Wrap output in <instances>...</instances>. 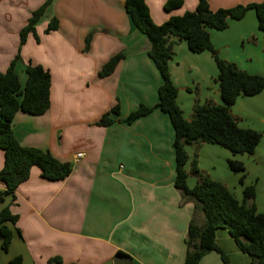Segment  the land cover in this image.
<instances>
[{
    "label": "crops",
    "instance_id": "crops-1",
    "mask_svg": "<svg viewBox=\"0 0 264 264\" xmlns=\"http://www.w3.org/2000/svg\"><path fill=\"white\" fill-rule=\"evenodd\" d=\"M21 0H0V73L16 57L20 32L32 13L46 0H36L28 12ZM126 0H54L21 50L16 72L26 84L28 63L51 72V107L41 116L18 112L13 129L23 147L49 151L70 163L71 174L61 181L42 177L33 167L29 180L16 191L11 207L19 216L11 225L14 237L0 264L21 257L22 264H49L55 257L64 264H114L118 253L130 264H185L186 237L190 222L199 226L204 214L192 201L183 203L176 188L175 130L169 115L154 109L132 124L124 121L141 105L159 103L163 79L149 57V39L135 28L125 11ZM168 0H148L153 21L161 25L172 16L196 10L198 0H183L170 12ZM263 0H209L213 11L260 4ZM59 28L45 34L52 19ZM94 32L86 50V38ZM220 57L251 75L264 77V32L254 10L241 20H229L224 31L209 30ZM176 41L169 63L172 80L179 89L177 103L187 120L194 117L197 102L222 104L217 78L219 69L211 52L193 53L186 42ZM125 58L106 78L99 72L115 55ZM120 115L114 123L99 126L101 117L116 105ZM243 129L262 133L253 155L234 156L213 144L188 145L187 184L196 186L194 160L205 176L226 184L235 193L245 175L246 186L255 185L256 205L264 214V90L241 96L231 107ZM83 154L78 159L77 155ZM230 160L242 162L244 174L234 173ZM5 152L0 150V171ZM4 186L0 183V191ZM8 199L6 204H9ZM19 231V233L17 232ZM217 244L230 264H250L227 230L217 232ZM129 258H128V257ZM200 264H223L217 252L206 254Z\"/></svg>",
    "mask_w": 264,
    "mask_h": 264
},
{
    "label": "trees",
    "instance_id": "trees-1",
    "mask_svg": "<svg viewBox=\"0 0 264 264\" xmlns=\"http://www.w3.org/2000/svg\"><path fill=\"white\" fill-rule=\"evenodd\" d=\"M53 2L54 0H46L32 13L27 25L20 32L18 54L8 69L0 73V150L5 152V163L0 171V183L4 186L0 191V258L3 253L9 252L14 237L11 225H16L19 220V216L11 211L16 201V191L21 184L29 180L32 168H40L42 177L50 181L64 180L72 172L70 163L58 160L49 151L23 147L13 129V121L18 112L41 116L51 107V72L41 65L28 63L25 68L26 84L22 86L16 66L22 62L21 50L29 35H35L39 42L36 25ZM147 2L148 0H126L125 11L135 28L149 39L151 48L148 55L161 74L163 84L158 91L159 103L156 107L141 105L124 122L132 124L137 119L151 114L154 109H160L169 115L175 130L176 188L182 195L183 203L194 202L196 209H200L204 214L203 225H197L194 218L190 222L185 240V264H200L209 252L219 253L223 264H230L228 255L221 250L216 240L217 232L222 229L228 231L237 249L249 256L250 264H264V214L257 209L255 185L246 186L243 200L239 201L226 184L201 173L196 160L192 165V173L198 175L199 181L193 188L187 184L189 175L186 171L189 162L186 150L188 145H218L236 156L253 155L261 141V132L239 126L231 107L241 96L253 97L261 93L264 90V77L246 73L235 64L222 59L212 44L209 30L224 31L229 27V20H241L249 10H254L259 30L264 32V0L260 4L216 11L211 10L209 0H198L195 11H188L182 16H172L161 25L153 21ZM183 5V0H168L164 9L170 12ZM58 28L59 20L54 18L45 34H50ZM93 36L94 32L87 36L86 50L89 49ZM174 39L186 42L193 53L211 52L219 69L217 82L223 103L197 102L192 120L184 117L177 103L179 89L171 77L169 63L174 54ZM124 58L123 53L113 56L103 66L99 77L110 76ZM113 115H120L119 104L105 113L97 125H111L114 123ZM228 165L234 173L244 174L246 171L242 162L230 160ZM240 182L245 184V175L240 178ZM8 199L9 204H6ZM17 232L19 233L18 230ZM118 255L126 256L121 253ZM7 264H22V258L17 257ZM49 264L64 263L61 258L55 257L49 260Z\"/></svg>",
    "mask_w": 264,
    "mask_h": 264
},
{
    "label": "rangeland",
    "instance_id": "rangeland-1",
    "mask_svg": "<svg viewBox=\"0 0 264 264\" xmlns=\"http://www.w3.org/2000/svg\"><path fill=\"white\" fill-rule=\"evenodd\" d=\"M35 1L36 0H21V1H18V2L20 3V6L26 8V12H28V10H30L32 8V6H34ZM233 185L235 186V187H233V190L236 189L235 193H237V194L239 193L238 190L241 187H243V191H244V189L246 187V184H241V182L239 180L237 181V184L234 183Z\"/></svg>",
    "mask_w": 264,
    "mask_h": 264
},
{
    "label": "water",
    "instance_id": "water-1",
    "mask_svg": "<svg viewBox=\"0 0 264 264\" xmlns=\"http://www.w3.org/2000/svg\"><path fill=\"white\" fill-rule=\"evenodd\" d=\"M114 264H130L125 256L118 255L114 260Z\"/></svg>",
    "mask_w": 264,
    "mask_h": 264
},
{
    "label": "built area",
    "instance_id": "built-area-1",
    "mask_svg": "<svg viewBox=\"0 0 264 264\" xmlns=\"http://www.w3.org/2000/svg\"><path fill=\"white\" fill-rule=\"evenodd\" d=\"M82 157H83V154H78V155H77V158H78V159H80V158H82Z\"/></svg>",
    "mask_w": 264,
    "mask_h": 264
}]
</instances>
